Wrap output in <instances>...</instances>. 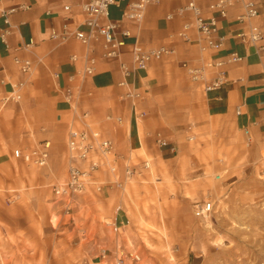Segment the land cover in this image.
Instances as JSON below:
<instances>
[{
    "label": "rangeland",
    "instance_id": "374dc122",
    "mask_svg": "<svg viewBox=\"0 0 264 264\" xmlns=\"http://www.w3.org/2000/svg\"><path fill=\"white\" fill-rule=\"evenodd\" d=\"M75 90V109L58 114L60 121L51 116L55 122L33 139H25L19 123L7 125V135L0 131V264H264V132L252 135L200 107H175L185 104L175 93H163L155 121L139 93L129 98L124 91L95 113L81 87ZM124 98L137 108L140 144L133 150L118 112ZM82 112L111 140L113 154L95 172L101 190L89 185L56 196L54 186L68 175L67 125L81 126ZM43 142L49 143L44 166L14 155ZM203 201L212 210L198 217L194 205ZM121 211L123 223L115 224Z\"/></svg>",
    "mask_w": 264,
    "mask_h": 264
},
{
    "label": "crops",
    "instance_id": "0c3cea01",
    "mask_svg": "<svg viewBox=\"0 0 264 264\" xmlns=\"http://www.w3.org/2000/svg\"><path fill=\"white\" fill-rule=\"evenodd\" d=\"M85 1L0 0V32L8 31L5 42L0 38V91L6 93L12 84L24 82L21 100L8 104L0 115V131L3 130L7 135L11 132L6 126L19 123L23 125L20 133H24L25 139L28 136L33 139L31 135L38 134L41 126L55 122L51 116L56 118L58 114L62 116L70 110L64 98L65 88L71 87L74 94L80 86L86 102L97 110L95 113L106 110L113 96L130 90L142 95L140 106L145 112L147 109L151 120L157 121L152 115L157 116L156 111L164 108L163 93H175L185 101L184 105L175 104V107H200L203 115L247 128L252 135L264 132V38L258 43L261 46L255 47L235 37L245 25L238 20L239 14L243 12L242 1L238 0L228 8L226 17L219 20L218 31L219 35L224 36L218 55L236 52L241 60L228 64L226 82L210 90H204L202 82H192L181 66L183 62L198 64L206 57L201 50L200 37L194 29L187 31L189 41L178 36L183 25L193 20L191 13L180 11L185 0L151 2L145 6L139 21L124 17L126 0L111 5L108 20L116 24L115 37L123 42L119 59L101 58V42L88 49L73 37L61 41L51 36L52 32L61 33L64 28L67 31H72L77 25L85 28L82 25L85 16L81 9ZM196 1L205 14H211L207 9V0ZM247 1L256 3L259 13L254 22L264 33V0ZM66 5L69 6L67 11L64 10ZM124 31L128 32L127 36L123 35ZM136 44L145 49L166 46L172 51L160 59L152 60L145 69H134L124 76L120 62L131 66L132 50ZM25 45L29 46L26 48ZM14 55L32 60L30 74L19 71L13 60ZM73 55L77 58L73 59ZM88 55L97 56L98 63L91 75L84 76L85 56ZM212 76L213 73L209 72L205 82H209ZM123 79L126 86L119 85ZM88 92L93 93L90 98L86 95ZM129 98H124L125 104L116 101L122 104L118 112L124 113L129 129L126 148L133 150L138 148L140 138L138 117L134 113L137 108L129 104ZM194 102L196 106H193ZM114 112L111 111V114H117ZM46 114L50 116L47 118ZM186 117L189 118V113ZM88 122L95 127L91 120ZM4 155L0 148V157ZM125 216L122 211L116 212L114 223L122 224Z\"/></svg>",
    "mask_w": 264,
    "mask_h": 264
},
{
    "label": "built area",
    "instance_id": "2783aa9c",
    "mask_svg": "<svg viewBox=\"0 0 264 264\" xmlns=\"http://www.w3.org/2000/svg\"><path fill=\"white\" fill-rule=\"evenodd\" d=\"M123 1L125 0H86L81 4V9L85 16L82 25L85 28H80V25H77L72 31H67L64 28L61 33L52 32L51 36L61 41L73 37L88 49H91L93 44L101 42V58L119 59L121 53L120 46H122L123 42L116 39V24L108 20V15L111 5H117ZM155 1L157 0H126V8L123 15L127 19L139 21L143 16L145 6ZM236 1L238 0H207V9L211 12L209 15L203 12L201 5L196 0H185L184 6L180 8L181 12L187 11L191 13L193 20L192 23L183 25V28L178 32V36L184 41H189L187 31L194 29L200 37L201 50L206 55L198 64L183 62L181 65L192 82L204 83V90L217 88L225 83L226 66L241 60V56L236 52L218 55L224 43V36L218 33L219 20L226 17L228 8L233 6ZM239 1H242L243 12L239 14L238 20L245 23V25L238 30L235 37L245 44L256 47L262 38H264L261 28L254 22L259 13L258 7L252 1ZM64 10H69V6H64ZM103 18L106 19L105 22L102 21ZM5 21L7 22L6 18ZM7 33L8 31L0 32V38L4 42ZM123 35L127 36L128 32L124 31ZM28 46L25 45L26 48ZM171 51L172 49L166 46L145 49L136 44L132 50L131 66L120 62V68L124 76H126L134 69H145L152 60L160 59ZM207 52L210 53L207 55ZM72 58L76 59L77 57L73 55ZM13 60L21 73H31L33 68L31 59L20 58L14 55ZM97 63V56H85L84 76L91 75ZM209 72H212L213 76L209 82H205V77ZM23 84V81H19L12 84L11 89L6 93L0 91V109L4 108L7 104L17 103L21 100ZM119 85L126 86L125 79L121 80ZM125 95L127 97L137 96V94L130 92V90H127ZM64 98L69 108L75 109L73 108L74 94L71 87L65 88ZM79 116L81 126L70 125L67 129L68 175L65 182L54 186L53 191L56 196H74L84 192L89 185H94L98 191L101 190L102 184L97 183L95 172L103 164L107 163V160L113 154L111 140L103 136L101 130L90 125L87 118L88 113L82 112ZM106 119L114 120L116 123L122 122L120 116H106ZM157 142L159 145L167 144L162 138H157ZM48 147L49 143L43 142L26 154L17 149L14 151V155L22 157L25 160H32L39 166H44L48 160ZM111 169L115 170V166H111ZM125 172L128 178L132 170L127 166ZM211 210L212 203L210 201H203L194 205V213L198 217L207 216Z\"/></svg>",
    "mask_w": 264,
    "mask_h": 264
}]
</instances>
